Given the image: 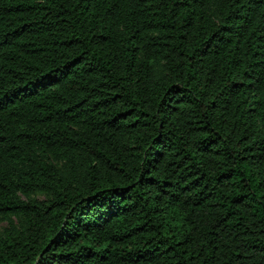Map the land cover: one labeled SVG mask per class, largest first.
<instances>
[{"label": "trees", "instance_id": "1", "mask_svg": "<svg viewBox=\"0 0 264 264\" xmlns=\"http://www.w3.org/2000/svg\"><path fill=\"white\" fill-rule=\"evenodd\" d=\"M0 264H264V0H0Z\"/></svg>", "mask_w": 264, "mask_h": 264}]
</instances>
